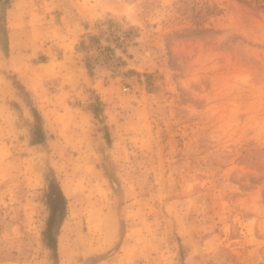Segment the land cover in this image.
Returning <instances> with one entry per match:
<instances>
[{"label": "rangeland", "instance_id": "374dc122", "mask_svg": "<svg viewBox=\"0 0 264 264\" xmlns=\"http://www.w3.org/2000/svg\"><path fill=\"white\" fill-rule=\"evenodd\" d=\"M0 264H264V0H0Z\"/></svg>", "mask_w": 264, "mask_h": 264}, {"label": "crops", "instance_id": "0c3cea01", "mask_svg": "<svg viewBox=\"0 0 264 264\" xmlns=\"http://www.w3.org/2000/svg\"><path fill=\"white\" fill-rule=\"evenodd\" d=\"M78 21L79 20H77V18L74 17L73 19L70 18L67 23L63 24L61 36H60V41H61L60 43H64L65 39H63V37H66L69 40H71V39L77 40V38L80 37L78 34V31L73 30L75 23ZM84 29H85V27H84Z\"/></svg>", "mask_w": 264, "mask_h": 264}, {"label": "built area", "instance_id": "2783aa9c", "mask_svg": "<svg viewBox=\"0 0 264 264\" xmlns=\"http://www.w3.org/2000/svg\"><path fill=\"white\" fill-rule=\"evenodd\" d=\"M97 52L100 54V57L108 62H112L115 59L114 51L105 47H98Z\"/></svg>", "mask_w": 264, "mask_h": 264}, {"label": "trees", "instance_id": "16d2710c", "mask_svg": "<svg viewBox=\"0 0 264 264\" xmlns=\"http://www.w3.org/2000/svg\"><path fill=\"white\" fill-rule=\"evenodd\" d=\"M59 192H60V197H61V204H62V207H64L65 198L60 190Z\"/></svg>", "mask_w": 264, "mask_h": 264}]
</instances>
